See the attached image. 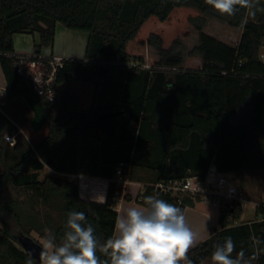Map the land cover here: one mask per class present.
<instances>
[{
    "label": "trees",
    "instance_id": "obj_1",
    "mask_svg": "<svg viewBox=\"0 0 264 264\" xmlns=\"http://www.w3.org/2000/svg\"><path fill=\"white\" fill-rule=\"evenodd\" d=\"M253 10L255 18L241 28L246 9L234 16L221 15L205 0H0V67L7 100L35 98L49 130L34 147L18 142L13 149L21 160L0 173V264L29 260L42 264L27 256L19 242L42 224L32 215L27 221L17 199L5 200L10 188L19 189L31 206L43 203L60 211L59 225L47 216L50 234L41 233L42 237L54 236V243L61 244L68 213L77 211L85 214L103 244L115 231L113 178L122 162L155 172L149 184L188 176L204 180L211 167L237 175L264 170V0ZM208 19L240 29L238 46L205 32ZM58 25L88 34L84 59L69 60L59 72L58 84H96L90 109L62 117L53 115L52 104L34 94L6 56L15 52L14 35L20 33L37 34L34 52L41 54L54 44ZM191 29L198 33V42L190 55L199 59L200 67L185 69L183 40L191 36ZM131 42L153 47L159 54L157 65L178 71L126 66L144 62L129 52ZM113 83L119 103L106 106L105 93ZM105 112L121 114L100 121ZM7 132L8 121L0 115L2 159ZM81 172L110 180L104 203L81 198L77 177ZM150 195L173 204L169 196L154 194L152 188L145 197ZM195 204L184 200L187 208ZM220 209V228H213L207 240L191 248L188 259L192 264L212 261L215 246L230 236L233 258L242 250L248 264H264V202L256 207L254 221L239 225L241 203ZM97 255L109 260L99 250Z\"/></svg>",
    "mask_w": 264,
    "mask_h": 264
},
{
    "label": "clouds",
    "instance_id": "obj_2",
    "mask_svg": "<svg viewBox=\"0 0 264 264\" xmlns=\"http://www.w3.org/2000/svg\"><path fill=\"white\" fill-rule=\"evenodd\" d=\"M221 15L234 16L246 9L241 19L243 28L249 18H255L259 0H205ZM94 228L86 223L83 212L70 211L62 243L54 236L44 238L40 260L42 264H192L187 253L198 241V234L187 224L182 210L155 196H146L144 206L126 207L119 211L112 238L100 244ZM97 250L109 257L102 261ZM235 244L225 237L212 253L213 264H248L241 250L235 258ZM28 264H32L29 260Z\"/></svg>",
    "mask_w": 264,
    "mask_h": 264
},
{
    "label": "rangeland",
    "instance_id": "obj_3",
    "mask_svg": "<svg viewBox=\"0 0 264 264\" xmlns=\"http://www.w3.org/2000/svg\"><path fill=\"white\" fill-rule=\"evenodd\" d=\"M205 32L215 36L222 42L230 46H238L241 36V30L236 28L228 27L226 24L219 21L208 19L205 26ZM34 40L36 43L39 42V37L32 34H16L14 35L15 47L25 48V50H34ZM198 42V33L191 29V36L188 39H184L183 43L185 45V62L183 67L185 69L189 68H199L200 63L197 57L190 55V51ZM87 46V33L81 31L70 30L62 25H58L56 37L54 41V54L56 51L68 50L73 52L77 60H83L85 56V50ZM52 48L46 47L42 49V54L47 55L51 53ZM19 52V51H17ZM34 52V51H33ZM28 52L27 54L33 53ZM129 52L135 57H141L144 63L150 65H155L159 61V54L156 49L150 46H141L134 42L129 44ZM147 53V54H145ZM147 55V56H145ZM73 59V58H69ZM75 59V58H74ZM65 84L63 87H68ZM70 85V84H69ZM1 86V83H0ZM1 92V90H0ZM3 94H5L3 92ZM61 98L59 105L56 106V115L65 116L77 109H87V101L81 94L70 97ZM7 97V95H6ZM70 97V100H69ZM3 112L0 113L1 116L5 117L8 121V133L5 135L16 136L13 129L16 128L17 124L19 128L24 131L22 136L16 137L18 142L23 143L27 147H34L37 145L39 140L45 137L48 133V126L45 124L40 130L36 131L33 129L31 124V118L35 116V113L31 106L29 105L25 97H17L13 99H8L6 105L3 107ZM17 126V127H18ZM17 129V128H16ZM3 147L5 151V157L2 159L0 154V173H2L5 167H12L21 160V154L14 151L13 147L10 146L4 139ZM225 177L231 181V184L236 187H240L244 193V198L247 200L251 198L252 194H255L256 204L264 202V170H253L246 171L243 175H239L238 180L237 174L230 173L226 174ZM252 188H255L254 190ZM134 191V190H133ZM226 189L221 190L222 193H226ZM257 193H260L259 195ZM5 200L17 199L19 201V209L21 215L26 218L27 221L30 220L29 217L32 215L39 224H42L40 230L32 229L30 230V237L43 246L44 237L41 233L50 234L49 223L47 222V216H51L55 225H59L61 221V213L58 209H54L40 203L37 206H31L28 198L21 193L19 189L10 188L9 191L4 193ZM199 209L203 212H210L218 214L219 209L214 207L209 202L205 201L197 205ZM256 219V208L252 204L243 203L242 204V214L239 223L248 222ZM2 230V224L0 223V234Z\"/></svg>",
    "mask_w": 264,
    "mask_h": 264
},
{
    "label": "built area",
    "instance_id": "obj_4",
    "mask_svg": "<svg viewBox=\"0 0 264 264\" xmlns=\"http://www.w3.org/2000/svg\"><path fill=\"white\" fill-rule=\"evenodd\" d=\"M7 57L13 60V66L16 73L27 80L34 94L49 104H54L58 96V75L65 68L66 63L71 60L63 56H45L35 52L31 54H7ZM126 66L130 68H139L142 70L153 71L159 70L163 72H177V68L159 66L157 64L150 65L139 61H132ZM7 103L6 94L0 93V113ZM22 132L18 131L17 136ZM17 136L7 135L5 140L14 147L18 141ZM132 164L130 162H122L117 166L113 183L115 185V193L112 197V204L127 196L128 188L137 185L139 191L135 197V201L144 206V198L148 188H152L154 194L169 196L173 205L179 207L183 214L187 207L184 206L185 199H191L198 202H209L214 207H221L224 204L237 202L247 203L244 193L240 187L233 186L225 175L216 171L211 167L204 180L197 176H188L182 180H174L168 182H159L156 184H136L131 181ZM226 189V193L221 190ZM258 204H256V207Z\"/></svg>",
    "mask_w": 264,
    "mask_h": 264
},
{
    "label": "crops",
    "instance_id": "obj_5",
    "mask_svg": "<svg viewBox=\"0 0 264 264\" xmlns=\"http://www.w3.org/2000/svg\"><path fill=\"white\" fill-rule=\"evenodd\" d=\"M22 34H26V33H22ZM35 35H37V34H34L33 36H35ZM55 37H56V35H55ZM87 43H88V34H87ZM34 44L35 45L38 44V43H36V40H34ZM51 48H52V51H51L50 55L63 56L66 58H73V59L75 58L76 59V56L73 54V52H69L68 50H63L62 52L56 51V53H58V54H54L55 53L54 44L51 46ZM14 50L18 54H27L28 52L34 51L33 49L31 51H29V50H25V48H21V47L18 48V46L16 49L15 42H14ZM17 51H19V52H17ZM41 54H42V50H41ZM145 54H147V53H145ZM50 55L47 54L46 56H50ZM145 56H147V55H145ZM114 78L118 79V76H116ZM0 83H1V86H0L1 92L0 93L4 92L6 94V80H5V77H4V74L2 72L1 67H0ZM65 84H68L67 85L68 87H63V86H65ZM110 86L111 87H109V89L105 93L106 94L105 97L107 100L106 106H111L112 104L119 103V100H118L119 96L117 94L115 95V92H116L115 88H114L115 83L110 84ZM95 87H96V84L94 82L66 81V82L60 83L58 85L57 101L54 104H52V106H51L53 115L55 117H60V116H57L55 114L56 110H57L56 106L59 105L61 98L66 97L64 95H67V97H68V95L70 97H74L76 94L77 95L81 94L82 96L85 97V99L87 101L88 108L87 109H77V110H88V109H90L94 103ZM114 95H115V97H114ZM70 97H69V100H70ZM33 118H34V116L31 118V121L33 120ZM15 125H16L17 129L15 128L13 130L15 131L16 136L18 134V131L22 132L19 135V136H22L24 134V131L21 128H19V126L17 124H15ZM48 132H49V130H48ZM19 136H17V137H19ZM44 138L42 137L37 144H39ZM243 174L244 173H242V175ZM77 177L79 179L80 196L82 199H84L86 201H92V202H98V203H104L106 201L109 186H110V180L99 178V177H92V176H89L83 172L78 174ZM155 177H156L155 172H153L151 170L144 169V168H135V169L132 168V171H131V181L133 183H136V184L149 183V181L155 179ZM237 178H238V180L240 179L239 175H237ZM252 189L254 190L255 188H252ZM138 191H139V188L137 185L130 186L128 188V191H127V198L125 197L123 199H120L116 203L113 204V209L117 212V214H119V211L122 208L143 206V205H141L135 201V197H136ZM257 194L259 195L260 193H257ZM254 196H255V194H252L251 198L247 199L246 201L248 204H252L256 208L257 202L255 201L256 199H253V198H255ZM200 203H202V202H198L195 204L194 207H188L184 211V216L186 218V222H187L188 226L195 233L198 234V241L193 247H195L199 243L207 240L210 237L211 231L213 228H217V229L220 228L221 209L219 207H217L219 209L218 214L210 213V212H203L197 206ZM252 221H254V220H251L248 222H252ZM242 223H246V221L242 222ZM236 224L239 225L241 223L237 222ZM193 247H191V248H193ZM181 264H185V262L181 261ZM202 264H213V262L211 260H207V261L203 262Z\"/></svg>",
    "mask_w": 264,
    "mask_h": 264
},
{
    "label": "water",
    "instance_id": "obj_6",
    "mask_svg": "<svg viewBox=\"0 0 264 264\" xmlns=\"http://www.w3.org/2000/svg\"><path fill=\"white\" fill-rule=\"evenodd\" d=\"M25 91V89H23ZM29 105L33 109L35 116L31 122L32 127L34 130H40L46 123V118L43 113V110L35 98H29L28 100ZM121 113L118 112H105L102 113L99 117L100 121L106 120L108 118L117 117ZM19 242L25 251L26 255L30 258L36 260L39 263H42L40 260V253L42 251V245L38 242L34 241L31 237H20Z\"/></svg>",
    "mask_w": 264,
    "mask_h": 264
}]
</instances>
